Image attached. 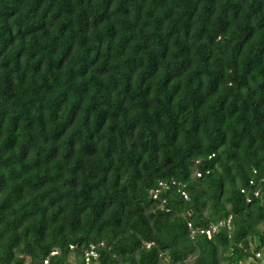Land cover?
Here are the masks:
<instances>
[{"label": "trees", "instance_id": "obj_1", "mask_svg": "<svg viewBox=\"0 0 264 264\" xmlns=\"http://www.w3.org/2000/svg\"><path fill=\"white\" fill-rule=\"evenodd\" d=\"M92 245L264 253V0H0V264Z\"/></svg>", "mask_w": 264, "mask_h": 264}, {"label": "built area", "instance_id": "obj_2", "mask_svg": "<svg viewBox=\"0 0 264 264\" xmlns=\"http://www.w3.org/2000/svg\"><path fill=\"white\" fill-rule=\"evenodd\" d=\"M160 185L166 186L165 183H161ZM258 195V193H256ZM157 195H155L156 197ZM185 197H187V194H185ZM189 227L191 228L192 235H198V234H204L207 235L209 238H211L215 233L220 231L222 228H228L231 229V218L227 221H221L217 224H211L209 227L206 228H199L194 229L193 225L189 223ZM54 252L53 254H55ZM98 257V252L96 250L95 245H92L91 248L85 253V261L87 264H90L93 259H96ZM45 264H49V260H45ZM236 264H264V253L258 252L256 253L255 257H248L245 260H239L236 262Z\"/></svg>", "mask_w": 264, "mask_h": 264}, {"label": "rangeland", "instance_id": "obj_3", "mask_svg": "<svg viewBox=\"0 0 264 264\" xmlns=\"http://www.w3.org/2000/svg\"><path fill=\"white\" fill-rule=\"evenodd\" d=\"M71 260L74 261V262H76V261L74 260V258H71Z\"/></svg>", "mask_w": 264, "mask_h": 264}]
</instances>
